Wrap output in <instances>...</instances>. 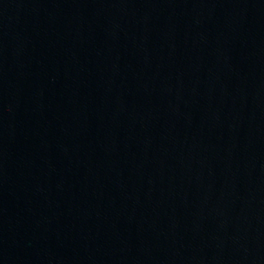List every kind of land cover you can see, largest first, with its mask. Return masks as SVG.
Wrapping results in <instances>:
<instances>
[{
    "label": "water",
    "instance_id": "95a60500",
    "mask_svg": "<svg viewBox=\"0 0 264 264\" xmlns=\"http://www.w3.org/2000/svg\"><path fill=\"white\" fill-rule=\"evenodd\" d=\"M0 264H264V0H0Z\"/></svg>",
    "mask_w": 264,
    "mask_h": 264
}]
</instances>
